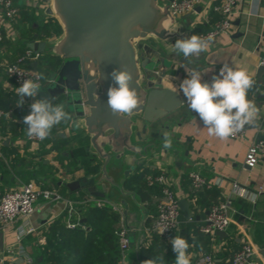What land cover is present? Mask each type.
Masks as SVG:
<instances>
[{
    "label": "crops",
    "instance_id": "0c3cea01",
    "mask_svg": "<svg viewBox=\"0 0 264 264\" xmlns=\"http://www.w3.org/2000/svg\"><path fill=\"white\" fill-rule=\"evenodd\" d=\"M222 1L205 0V6L212 8L221 4ZM15 3L19 7L31 10L38 22L48 17L45 14V0H16ZM204 8H202L200 13L195 12L190 15L188 22L191 33L195 25L204 24L209 26V31L214 26L213 15H217L211 9L206 12ZM8 28L14 39L16 37L15 31L10 24ZM57 38L48 41L37 38L33 42L50 43ZM33 42H29L28 45ZM181 56L180 54L172 58L175 69L168 71L164 79L167 85H172L181 96L184 95L179 91V84L193 70L201 73L203 81L211 82L212 77L219 74L223 62H227L233 67L247 69L256 81L248 93V98L254 100L260 109L258 120L256 124L248 125L245 128L243 139L234 140L228 138L227 140H221L218 137L208 135L207 128L203 126L196 113L191 111L186 104L152 126L146 139L147 143L156 140L157 148L154 147L145 159L136 157L132 165L124 166L120 180H125L126 183L141 167L147 169L149 176L165 173L170 188L179 202L187 200L191 204V219L187 220L181 211L180 230L173 235V238L175 235L182 236L188 242L189 238L193 237L192 232L195 228L204 225L208 214L207 205L213 197L220 199V203L229 200L231 202L230 216L232 222L224 231L225 235L221 237L216 235L207 251L200 249V247L196 249L194 246H190L191 250H188V252L191 256V264H194L206 253L212 254L217 259L224 258L221 256H230L240 250L244 244H250L259 251V254L254 257L253 263L264 264V159L254 170H250L245 165L246 155L250 146L260 138L259 127L261 125L264 126V73L260 74V60L264 56V0H240L236 7L233 27L227 34L221 35L212 41L207 51L200 53L199 56L189 57L186 64L180 63ZM178 69H181L179 77L175 75ZM16 88L17 86L11 78L0 73V104L3 106L0 107V111L4 113L10 111L9 107L11 106L9 105L11 103L9 102L11 99L13 101L16 100ZM38 95L35 99H38ZM33 102V98H30V103L32 104ZM30 105L28 106V111H26L27 115L31 111ZM7 116L12 119V124H14L15 119L13 120L12 115L8 113ZM17 116L20 121L23 120L21 114H17ZM14 129H12L9 122L0 124V152L2 156L5 155L11 159H21L23 164L29 165L23 171V167L19 164L18 173L16 174L7 172L4 174L3 167L0 166V196L10 190L19 189L25 183L27 184L29 172L34 173V170H38L35 175L41 178L40 183H37L35 181L36 178L31 177L32 175L29 176L31 178L30 181L34 182L40 190L56 193L60 196V200H46L40 197L35 204V213L24 222H18L13 229L4 233V251L0 252V257H6L8 249H14L18 255L17 228L25 224L26 227L35 230V233L32 234L34 237H39L43 241L41 236L43 229L67 212V203L69 201L73 202L76 210L78 203L74 202L72 198L89 195L87 190L72 192L67 187L69 183L85 178L83 171L75 170L74 160L79 159L77 145L86 143L88 145L86 147H89L90 139L88 136L76 131L72 125H69L68 128L59 132L58 139L48 138L45 143L36 147L28 142L24 133H17L13 131ZM164 133H168L171 136V148L165 149L163 147ZM134 143L139 147L146 144ZM86 152L89 153L87 148ZM98 162L100 163L99 160ZM39 164L42 165L39 166ZM132 166L135 167L134 171L128 179H125L124 171ZM193 173H198L205 177L212 186L210 189L203 191L202 203H194L192 200L193 188L190 175ZM155 186L159 191L153 188L155 194L151 195V204L147 205L154 207L155 214L158 215L157 201L159 196L161 197L162 195V187L160 185ZM100 191L106 193L107 189L103 187ZM90 197L91 200L95 199V197ZM136 198L144 207L146 220L151 217L152 221L148 228H146L145 221L143 234L140 237L139 256L135 251V246H130L127 252L128 264H142V247L154 245L150 229L156 215L153 216L149 207H146V204L141 201L137 194ZM101 200L111 203L121 211L123 216L122 227L128 230L130 241L136 242L139 238L138 234L141 224L139 210L131 203L126 217L123 208L117 202L112 203L108 198ZM83 222L85 223V221ZM84 228L86 230L91 229L90 226H85ZM28 236L23 238L21 244L27 252L30 250L24 247V241ZM167 244L168 248L164 251L163 256L170 260L169 264H174L176 254L172 250V244ZM154 247L158 251L159 243L157 242ZM222 261L223 259L216 260V263H222ZM14 264H25V262L20 259Z\"/></svg>",
    "mask_w": 264,
    "mask_h": 264
},
{
    "label": "water",
    "instance_id": "95a60500",
    "mask_svg": "<svg viewBox=\"0 0 264 264\" xmlns=\"http://www.w3.org/2000/svg\"><path fill=\"white\" fill-rule=\"evenodd\" d=\"M173 1L48 0L45 14L58 22L62 34L50 43L28 45L35 53L61 61L38 99L66 103L73 118L70 124L89 137L87 150L101 163L98 175L69 183L68 189L87 190L92 197L117 202L126 217L132 203L141 217L139 238L130 243L138 256L146 221L144 207L120 178L124 166L132 165L136 157L145 159L157 148L156 140L147 143L146 139L152 126L187 104L186 98L164 80L167 72L175 69L172 58L180 55L173 50L175 41L192 35L190 15H174ZM201 11V7L196 9V13ZM188 59L182 55L180 63L186 64ZM121 66L132 72L140 104L130 115L114 116L107 108V90L113 86L111 72ZM37 67L34 63L33 68ZM180 72L178 69L175 75L179 77ZM134 142L146 144L139 147ZM134 169L124 171L125 179ZM103 187L106 193L100 191ZM179 207L190 220V202L181 200ZM216 235L221 237L225 232Z\"/></svg>",
    "mask_w": 264,
    "mask_h": 264
},
{
    "label": "trees",
    "instance_id": "16d2710c",
    "mask_svg": "<svg viewBox=\"0 0 264 264\" xmlns=\"http://www.w3.org/2000/svg\"><path fill=\"white\" fill-rule=\"evenodd\" d=\"M15 2L16 0L14 3ZM15 5L18 7V14L13 21L9 22V24L15 31L16 37L13 39V37L10 36L9 28L4 24H0V62L7 61L9 63H15L30 50L28 48L29 42H33L37 38L48 41L59 37L62 34L60 25L53 18L47 17L41 22H38L31 10L25 7H19L17 3H15ZM215 14L217 16L213 15L214 23L221 19V16L218 13ZM208 31L209 26L199 24L193 27L192 35H201ZM37 63L38 67L36 70L46 77V79H43L45 85L50 79V76L55 73L61 65L59 59L43 54L40 55ZM25 66L34 69L32 62L26 63ZM0 73L7 75L4 68L0 69ZM18 99L19 97L17 96L16 100H10V111L5 112L6 116L2 119L0 124L2 122H9L11 123L12 129L15 128L13 131H16L17 133L22 132L26 135L27 126L23 123V120H19L17 114H21L23 118L27 115L26 111H28V106L31 104L30 97H25V102L22 107H16ZM0 107L3 106L0 104ZM8 113L12 115L13 120L15 119L16 124H12V119L7 116ZM69 125H71L70 122H62L55 126L48 138L54 140L58 139L59 132L68 128ZM62 144L66 145L65 143ZM77 146L81 155L78 156L79 159L74 160L75 170L83 171L85 178L90 179L95 177L100 172V163L96 156L86 152V148L88 149L86 143ZM7 161L8 163H6ZM19 164L23 167V171L27 169V166L29 165H26V163L23 164L21 159H11L5 155L0 157V166L3 167L4 174H6V172L9 174L18 173L17 168L19 167ZM40 165L42 164H39V166ZM37 172L38 170H34V173H31L30 171L29 176L32 175L31 177L36 178L35 181L40 183L41 178L36 177L37 175H35ZM149 175L147 169L141 167L126 181L125 187L128 190L134 191L140 197L141 201L146 204V207H149L153 216H155L154 207L147 204H151V195L153 196L155 194L153 188H156L158 191L159 189L156 186L150 187L148 185L146 178ZM29 176L27 177V183L32 182L30 181L31 178ZM205 190H192V200L194 203H202L204 196L203 191ZM2 195L0 196V199ZM72 199L74 202L78 203L76 214L71 220L78 223L77 228L69 229L67 227L68 213L65 212L62 217L43 229L41 233L43 241H41L39 237H34L33 235H29L25 239L24 247L27 250H30L28 253L33 264H119L122 258V251L119 246V232L122 229L123 221L121 211L116 209V207L109 202H106L103 206H98L96 200L100 199L95 198L94 200H91L89 195L77 196ZM219 201L220 199L213 197L207 205L208 211L213 205L219 204ZM82 221H85V223H82ZM151 221V217H148L146 220V228L150 226ZM85 226H90L91 229L86 230L84 228ZM200 229L201 226L195 228L192 232L193 237L189 238V244L196 249L200 247V249L207 251L209 250V245L211 246V243L216 236L211 237L203 234ZM153 239L154 245L142 247V261L159 256L164 257L166 264H169L170 260L163 256L164 251L168 248L167 242L155 234H153ZM157 242L159 243L158 251H156L154 247ZM188 250L191 249L189 248ZM235 253L227 257L221 256L224 258L218 259L210 253H206L202 256H211L214 260V264L216 263V260L222 259V263L216 264H233L231 260Z\"/></svg>",
    "mask_w": 264,
    "mask_h": 264
},
{
    "label": "built area",
    "instance_id": "2783aa9c",
    "mask_svg": "<svg viewBox=\"0 0 264 264\" xmlns=\"http://www.w3.org/2000/svg\"><path fill=\"white\" fill-rule=\"evenodd\" d=\"M239 1L240 0H223L221 4L215 5L212 8H207V6H205V0H174L171 3V10L174 15L180 18L194 14L198 7H206L204 8L206 12L211 9L215 13H218L221 16V19L214 24L210 31L200 35L206 37L209 34H212L215 40L219 36L227 34L228 31L232 29L234 17L236 15V7ZM45 5L47 8L48 0H45ZM17 14L18 8L13 0H0V24L9 27V22L13 21ZM10 36H12V33ZM40 55V53H35L34 51L29 50L15 63H9L7 61L0 62V69L4 68L8 77L19 87L23 80H35L36 76L40 74L36 69H30L25 66L28 62H37ZM260 66L264 68V56L260 60ZM39 83L41 84V89L45 88V82L43 80H40ZM5 116L6 114L0 111V122ZM247 126L248 125H246L245 128ZM245 128L235 136L229 138L234 140L243 139ZM259 132L260 138L250 146L245 159V165L250 170L256 169L264 159L263 125L259 127ZM26 138L29 143L36 147L41 146L48 139L46 138L41 141L36 138H29L27 135ZM0 157H3L1 152ZM190 180L192 188L195 191H202L212 187L208 180L198 173L191 174ZM146 181L150 187L155 185H160L162 187V195L157 201L158 215L153 220L150 233L152 235H158L170 244L173 235L180 230L181 210L179 207V200L172 192L165 173L157 176H148ZM40 197H43L46 200H60V196L56 193L40 190L34 182L24 184L19 189L4 193L0 199V233H5L6 231L13 229L18 222H24L28 217L32 216L36 211L35 204ZM96 203L98 206H103L106 201L100 199L96 200ZM66 209L68 213L67 227L69 229L77 228L78 223L71 221L76 214L74 203L69 201ZM230 212L231 202L229 200L213 205L208 211L204 225L201 226V233L215 237L218 232H224L232 222ZM162 230L165 231L161 235L160 233ZM34 233L35 230L26 227L25 224L24 226L17 228L16 239L17 246H19L18 255L14 249H8L6 251L7 256L0 257V264H14L20 259H22L25 264H33L30 255L21 244L24 237ZM130 243L129 232L125 227H122L119 232V246L122 251V258L119 264H128L127 252L130 249ZM258 254L259 251L256 250L255 247L250 244H244L242 248L233 255L231 261L233 264H254L253 259ZM194 264H214V260L211 256L205 255L201 256Z\"/></svg>",
    "mask_w": 264,
    "mask_h": 264
},
{
    "label": "clouds",
    "instance_id": "9594fccd",
    "mask_svg": "<svg viewBox=\"0 0 264 264\" xmlns=\"http://www.w3.org/2000/svg\"><path fill=\"white\" fill-rule=\"evenodd\" d=\"M213 40L212 34L206 37L193 34L177 39L173 50L187 59L207 51ZM110 75L113 86L107 90V108L114 116L130 115L140 104L137 89L133 86V74L121 66L114 69ZM43 79L46 77L38 74L35 80L25 79L15 89L19 97L16 107L23 106L25 97L33 98L30 114L23 118V123L27 126L26 135L41 141L50 136L55 126L73 119L66 110V103H53V98L35 99L41 91L39 81ZM255 83L247 69L223 62L219 74L214 75L211 82L203 81L201 73L193 70L181 81L179 91L186 98L189 109L196 113L207 128L208 135L227 140L241 132L246 125H254L258 120L260 109L254 100L248 98V93ZM163 147H172V139L168 133H164ZM170 242L176 254L174 264H191L188 240L175 235ZM142 264H166V261L164 257L156 256L144 260Z\"/></svg>",
    "mask_w": 264,
    "mask_h": 264
},
{
    "label": "rangeland",
    "instance_id": "374dc122",
    "mask_svg": "<svg viewBox=\"0 0 264 264\" xmlns=\"http://www.w3.org/2000/svg\"><path fill=\"white\" fill-rule=\"evenodd\" d=\"M80 152V151H79ZM81 155V153L78 154V156Z\"/></svg>",
    "mask_w": 264,
    "mask_h": 264
}]
</instances>
